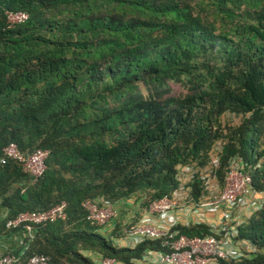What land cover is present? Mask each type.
Instances as JSON below:
<instances>
[{
  "label": "trees",
  "instance_id": "obj_1",
  "mask_svg": "<svg viewBox=\"0 0 264 264\" xmlns=\"http://www.w3.org/2000/svg\"><path fill=\"white\" fill-rule=\"evenodd\" d=\"M19 12L28 19L11 24ZM10 144L25 158L48 151L43 174L2 165ZM233 167L264 194V0H0L1 233H26L7 223L67 203L66 218L5 253L16 264H135L181 236H232L243 256L219 264H264V197L234 231L177 224L135 247L117 246L84 207L181 192L197 213Z\"/></svg>",
  "mask_w": 264,
  "mask_h": 264
},
{
  "label": "built area",
  "instance_id": "obj_2",
  "mask_svg": "<svg viewBox=\"0 0 264 264\" xmlns=\"http://www.w3.org/2000/svg\"><path fill=\"white\" fill-rule=\"evenodd\" d=\"M9 21L11 23H21L28 19L27 14L8 13ZM5 156L1 160V164L5 165L8 160L14 159L23 163L24 172L31 176L38 178L45 170V160L49 152L45 150H36L34 153L25 158L22 152L18 149L16 144H10L5 150ZM217 164V161H214ZM233 167L229 176L235 173ZM227 188V187H226ZM238 188V187H237ZM251 191L248 189L245 194L244 191L240 193L238 189H225L221 196H216L213 200L206 202L205 207L211 209L218 204L224 203L228 208L234 209L236 206L250 207ZM185 196L181 192H175L172 198H164L151 204L152 210L157 212V215L165 225L164 231L161 228L153 226L150 222L142 220L133 225L126 234V237L131 241L132 247L137 246L145 240H154L168 235L169 229L177 224V213L183 210L182 201ZM249 199V200H248ZM104 205V210L100 211V206ZM95 203L93 201H86L84 203L85 209L89 212V219L96 221L100 226H107L111 218L107 213L113 209V205L109 202L104 204ZM66 202H62L56 207L41 212L23 213L17 219L10 220L7 223L8 228L22 227L26 234L31 235L34 231L35 225H40L48 221L56 220L58 218H66ZM259 209L258 207L256 208ZM176 210V211H174ZM172 213V214H171ZM161 222V223H162ZM238 225L231 227L232 231ZM223 229L218 231V234ZM221 240L213 236L204 238L195 237L188 238L181 236L170 244L171 251L168 253L156 252L151 257L153 264H219L222 260H239L243 256V251H239L240 246L234 242L229 236H221ZM21 256L11 253L4 254L0 258V264H16ZM104 264H117L114 259H105ZM27 264H50V258L46 255H34L29 258Z\"/></svg>",
  "mask_w": 264,
  "mask_h": 264
},
{
  "label": "crops",
  "instance_id": "obj_3",
  "mask_svg": "<svg viewBox=\"0 0 264 264\" xmlns=\"http://www.w3.org/2000/svg\"><path fill=\"white\" fill-rule=\"evenodd\" d=\"M264 197V194H257L254 195L249 202L252 205H258L259 201ZM253 199V200H252ZM124 206L121 211H126L128 210L130 207L128 205H126L125 202H120L117 204H114L113 208L117 209L118 207L116 206ZM218 207V206H217ZM206 209L208 207H205ZM224 208V207H222ZM222 208H216L213 211L216 210H222ZM228 208V207H227ZM132 213H134L133 209H130ZM242 211H236V213L234 212L232 215L231 211H234L233 209L228 208L226 212H223V214L220 215V213H213L211 214V212H207L205 211V214L203 213V211H199V212H195L192 210L191 208H185L183 210H181L179 213H177L179 216H177V221L178 224L180 225H189L191 223H198V222H204L207 224H211L212 226L215 227H219L221 224H226L228 226H230V224H233V226L235 225H239L242 224V222H244L246 220V217L249 215V207L248 208H242ZM136 211V210H135ZM212 211V212H213ZM225 211V210H223ZM138 210L136 211V214H138ZM229 212H230V216H229ZM219 214V215H218ZM7 213L4 210H0V258L1 256H3L5 253L9 252V251H16L18 249H20L23 245L24 242V237L26 236V233H11V234H5V233H1V224L2 222L5 220ZM142 216V214H141ZM233 218L232 220L229 218ZM141 220H145L148 222H150L153 226L161 228V229H165V222H162L161 219L159 218V216L157 215H149L148 212H146L145 215L142 216ZM139 220V221H141ZM162 222V223H161ZM115 226L110 225L109 228H105V233L108 234V236H111V238H113L114 234V229ZM125 240L129 241V245H131V241L126 238ZM113 241H116V238H113ZM116 244V242H115ZM118 246V244H116ZM125 245V246H124ZM122 245V247H129L128 244H124ZM120 247V246H119ZM132 247V246H131ZM243 249V248H242ZM242 249H238L239 251H242ZM135 264H153V260L151 259V257H148L146 259V257H144L143 260H136ZM212 264H216V263H212Z\"/></svg>",
  "mask_w": 264,
  "mask_h": 264
},
{
  "label": "rangeland",
  "instance_id": "obj_4",
  "mask_svg": "<svg viewBox=\"0 0 264 264\" xmlns=\"http://www.w3.org/2000/svg\"><path fill=\"white\" fill-rule=\"evenodd\" d=\"M175 89V92H182L180 89H178V87H174ZM227 118V117H226ZM228 119V118H227ZM226 119V120H227ZM188 170V169H186ZM185 180V179H184ZM227 187V188H226ZM226 187L225 189H238V191L240 193H242L244 191V194L245 192L249 189L251 192H253L251 190V179L249 176H244L243 173L240 174V172H238L237 170H235V173H233L232 175H228V179H227V183H226ZM238 187V188H237ZM255 193H251V196L250 197H253ZM253 200V199H252ZM126 205H128L130 208L126 211H121V209L124 207L123 205L122 206H116L118 207L117 209L113 208L112 210L109 211L108 209V212L111 216L110 220H109V223L108 225L105 227V228H109L110 225H113L115 226V230L113 233L114 236L113 238H116V244H118V246L122 247V245L124 244H128L129 245V241L125 240V235L127 234V232L129 231V229L137 224L138 222H140L139 220H141L142 216L146 214V212L149 213V215H156L157 216V212H155L154 210H152L151 208V204L150 205H142V204H139L135 199H131L129 201H125ZM182 204H183V209L185 208H191V206H187L186 205V202H185V198L183 199L182 201ZM224 207V208H222ZM216 208H222V210H216V211H213L214 209ZM216 208H211V209H201L203 210V213L205 214V211L206 213L207 212H211V214L213 213H220L223 214V212H226L227 211V206L225 204L223 205H220ZM242 208H245V207H242L241 205L238 204V206H236L233 210L234 211H231L232 212V215L233 213L236 211H242L241 209ZM105 208H104V205H101L100 206V211H103ZM130 209H133L134 213L131 212ZM246 209V208H245ZM138 210V214H136V211ZM225 210V211H223ZM176 211V210H174ZM213 211V212H212ZM142 214V216H141ZM172 214V213H171ZM219 215V214H218ZM229 216H230V212H229ZM229 219H233L232 217L229 218ZM224 225V227L227 225L226 224H222ZM167 227H169L170 225H165ZM231 227H234L233 224H230ZM161 231H164L162 229H160ZM105 231V229H104ZM245 244H242V245H239L240 248H243ZM125 246V245H124ZM130 246V245H129ZM233 264V263H232Z\"/></svg>",
  "mask_w": 264,
  "mask_h": 264
},
{
  "label": "clouds",
  "instance_id": "obj_5",
  "mask_svg": "<svg viewBox=\"0 0 264 264\" xmlns=\"http://www.w3.org/2000/svg\"><path fill=\"white\" fill-rule=\"evenodd\" d=\"M23 13V12H22ZM26 14V13H25ZM28 16V15H27ZM10 22V21H9ZM11 23V22H10ZM11 24H16V23H11ZM187 171V170H186ZM101 204V203H100ZM113 206H114V204H112ZM250 205H252L251 203H250ZM257 206V205H256ZM254 207H255V205H252V206H250L249 207V211H251V209H254ZM246 208H248V207H246ZM142 221V220H141ZM177 224H178V222H177ZM176 224V225H177ZM108 225V224H107ZM241 224H239L237 227H239ZM236 226V225H235ZM106 227V226H105ZM125 238H127L126 237V235H125ZM132 246V244L129 246V247H131Z\"/></svg>",
  "mask_w": 264,
  "mask_h": 264
}]
</instances>
